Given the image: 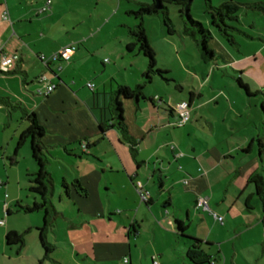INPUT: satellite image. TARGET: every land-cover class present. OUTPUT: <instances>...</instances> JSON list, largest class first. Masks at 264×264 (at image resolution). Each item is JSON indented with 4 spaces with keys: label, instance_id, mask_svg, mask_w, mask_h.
<instances>
[{
    "label": "crops",
    "instance_id": "0c3cea01",
    "mask_svg": "<svg viewBox=\"0 0 264 264\" xmlns=\"http://www.w3.org/2000/svg\"><path fill=\"white\" fill-rule=\"evenodd\" d=\"M65 1L51 0L50 8L39 13L45 0H0V40L5 52L19 55L11 70H0V131L6 135L0 140V193L9 202H21V209L43 207L36 196L32 204L28 201L37 170L25 146L29 139L15 149L34 113L43 128L46 195L57 192L60 209L54 207L55 213L64 219L57 224L63 234L54 237L70 248L71 258L80 254L96 264H151L156 256L159 264H192L187 252L194 249L208 260L199 264H264V204L252 180L261 178L264 187V59L258 51L242 54L221 47L216 52L209 46L212 55L202 53L201 59L214 60L221 72L213 64L190 66L171 52L166 64L144 30L156 66L168 72L167 79L156 73L147 79V58L132 35L113 36L108 22L93 25L90 13L69 19L72 2L86 7L93 2L69 0L71 7L64 10ZM5 8L11 23L1 18ZM69 44H76L69 60L45 65L36 56ZM88 81L94 83L92 90ZM48 84L56 86L45 94ZM120 85H142V97L118 94ZM115 99L121 103L125 132L116 123ZM182 100L189 103L190 118L177 127L175 106ZM136 180L149 192L147 202L139 200ZM198 196H206L224 216L222 224L196 207ZM9 202L0 206L4 241L7 232H17L22 241L14 244L16 252L31 264H43L45 251L27 250L32 244L41 249L40 232L33 233L38 222L26 225L27 239L9 215ZM177 221L199 241L183 237ZM46 230L44 240L50 244Z\"/></svg>",
    "mask_w": 264,
    "mask_h": 264
},
{
    "label": "rangeland",
    "instance_id": "374dc122",
    "mask_svg": "<svg viewBox=\"0 0 264 264\" xmlns=\"http://www.w3.org/2000/svg\"><path fill=\"white\" fill-rule=\"evenodd\" d=\"M226 1L235 2L239 6L236 11L237 20L225 17V23L232 27L227 28V34L220 32L217 27L210 22L211 16L208 12L212 10L210 6L218 7ZM92 2L93 5L91 7L83 6L80 1H78V3L72 2L71 9H73L74 12L73 10L71 13L69 12L68 18L73 20V18L80 17L81 15L86 16L90 13L92 15L93 25L100 24L101 21L103 24L108 22V31L111 30L113 36L118 37H125V35L131 36L130 31L135 29L138 23H142L161 62L168 64L171 58V52V54H173L172 56L176 55L179 59L188 60L190 66L196 62H200V65L206 64L208 67L213 64L214 69L218 72L224 71L214 65V60L206 57L204 62L201 59V54L203 53L201 46L191 35L184 32V27H189V23L185 11L180 12V8L183 7L181 4H177L172 0H165L163 2L165 6L162 10L163 12H142L138 14L136 12L141 4L147 3V5H149L152 3V0H92ZM263 2L264 0H191L189 4V14L192 19L201 22L203 27L210 31L211 38L208 39L207 45L208 47H213L216 52L219 51L221 47H226L234 52H240L242 54L255 53L258 51V57L264 59V13L261 9L256 7V3L264 6ZM61 6L64 10H67L68 7H71L70 1L66 0L62 2ZM71 22H69V24H71ZM84 27L85 25H81L79 28ZM163 38H165V41ZM196 38H199L198 33H196ZM228 39H232V41L230 42ZM114 45L118 44H113L111 47H114ZM123 48H125L124 45ZM165 49H167V51H165ZM173 59L175 58L173 57ZM217 61L218 64L223 62L221 57H218ZM172 73L176 75L177 69L173 68ZM228 90L225 91L227 94H234L233 90L230 92ZM240 92L243 93L242 90H240ZM260 95L264 99V92ZM2 134L3 132L0 131V140L6 138L4 137L6 135L3 136ZM25 146H28L27 152L29 156H31L29 141H27ZM55 186L58 188V184ZM27 191L31 195L30 198H28L29 203L32 204L33 196H36L40 205L43 206L41 211L27 212L21 209V202L18 205L15 204V202H9L10 198L5 196V192L0 193V206L5 202H9L11 210L9 215L13 222L16 223L19 231H23L27 238L29 234L28 232H24L26 225H28L29 222H38V226L40 227L43 224V214L46 209L44 205H46L49 210L50 218L46 234L51 250L46 254L48 258L43 261V264H96L80 254H73L71 258L70 248L67 247L61 239L56 241L54 235L57 234L61 236L63 234V231L60 232V230H58V221L64 222V219L56 214L54 209V207L60 209L57 192H54L52 197L48 193L45 199H43L38 193L30 189H27ZM45 200L47 201L46 203ZM25 201V198H23L22 203L25 204ZM0 215L4 217L1 212ZM53 229L54 232H52ZM33 231L34 234H38L39 232L37 228H34ZM3 236L4 235L0 233V264H31L28 262L29 258L26 257V255L16 252V246L14 244H12L14 246L5 244ZM37 240H39L38 235ZM27 250L29 254L44 255V248H42V246L41 249H39L38 245L32 244ZM112 264L122 263L121 261H116Z\"/></svg>",
    "mask_w": 264,
    "mask_h": 264
},
{
    "label": "trees",
    "instance_id": "16d2710c",
    "mask_svg": "<svg viewBox=\"0 0 264 264\" xmlns=\"http://www.w3.org/2000/svg\"><path fill=\"white\" fill-rule=\"evenodd\" d=\"M175 2L177 4H181L183 6L182 8H180V12L185 11V13L187 15L189 27L185 26L184 32L186 34L191 35L194 38V40L197 41V43L201 46L204 54L211 56L212 51L209 49V47L207 45L208 39L211 38L210 31L208 29H205L203 27V25L201 24V22L192 19V17L189 14V5L187 4V0H186V2L183 0H175ZM157 4L159 6H161L162 9L161 8L160 9L155 8L156 1L152 0V3L149 5L141 4L140 8L138 9V11L136 13H138V14H140L142 12H145V13H153V12L156 13L157 12L158 13V11H162L165 6L163 5V2H161L159 0H158ZM263 4H264V2H263ZM210 7L212 8L211 11H208L209 15L211 16L210 22L214 26H216L220 32L227 34V28H232V27L225 23V17H227L229 19L237 20L236 11L239 8L238 4L235 2H232V1H226V2L222 3L221 5H219L218 7H213V6H210ZM256 7L261 9L262 12L264 13V6L263 5L256 3ZM130 32H131V35L135 39V43L138 45L139 51H141L143 53V55L147 58V69L144 72L145 77L147 79H150L151 74L156 73V74L163 76V78H165L164 74L167 73V71L161 70L156 66L154 51L149 46V44L146 40V36H145V32H144V28L142 26V23H138L136 28L132 29ZM196 33L199 34V38H196ZM228 40L230 42L232 41V39H228ZM127 47H129V45ZM165 79H167V78H165ZM238 83L243 89H245L247 91V93L250 94V92L248 91L245 84H243L240 80H238ZM141 89H142V85H137L134 89H130L127 86L120 85L117 89V93L121 94L124 97H136L137 98V97H142ZM113 111L115 113V119H116V123H117L119 129L121 131L125 132L121 103L116 99L114 101ZM28 118L30 120V126L28 128H26L25 130H23L19 134V136L17 138L15 149H18L26 139H29L31 157L33 158V160L35 161L36 166H37V170H36L35 174L33 175L32 184L30 185L29 189L38 193L39 195H41V197L43 199H45L47 188L45 186L44 181H48V179H47L48 172L45 169V159H44V155L42 152V144H41V140H40V138L43 134V128L40 124H38L34 113H30L28 115ZM252 180L255 181L256 186H257L256 187L257 193L260 196V198L264 204V187L262 184V180H261V178H256V179L252 178ZM36 208H38V205H36V204H32L31 206L23 207V209H25V211H28V212H30ZM177 226H178V230H179L180 234L183 237L189 238L194 242L199 241L197 238H193V237H190V236L185 234L186 228H185V226L182 225L181 222L177 221ZM46 228H47V222L44 219L43 226L39 227V232H40L39 238L41 240V244L44 248L45 253L48 254V252L51 250V247L44 240L45 235H44L43 231H45ZM21 241H22V236H20L17 232L9 231L6 233L5 242L7 245L18 244V243H21ZM187 257L192 264H199V263H203V262L208 261L207 258L205 257V255H203L202 253H200L194 249L188 250Z\"/></svg>",
    "mask_w": 264,
    "mask_h": 264
},
{
    "label": "built area",
    "instance_id": "2783aa9c",
    "mask_svg": "<svg viewBox=\"0 0 264 264\" xmlns=\"http://www.w3.org/2000/svg\"><path fill=\"white\" fill-rule=\"evenodd\" d=\"M50 6H51V0H45L44 4L38 9V12L39 13L46 12L50 8ZM1 18L11 23L6 8L2 11ZM4 48H5V44L0 40V70L3 72H7L14 67V65L19 59V55L16 52H5ZM75 49H76V44H69L61 47L56 52L48 56L43 53H38L36 54V56L43 64L46 65L49 60H56V59L69 60ZM45 79H46L45 75L41 74L39 76V80L43 81ZM86 85L91 90L94 88V83L91 81H88ZM55 86H56L55 84L46 85L45 94H48L50 91H52L55 88ZM175 109L177 111V115L175 117V120L173 121V125L177 127H181L185 125L190 118L189 103L186 100L180 101L176 104ZM85 146L86 143L83 142L82 147ZM169 147L171 149H174L175 144L171 142L169 143ZM180 155H181L180 151L176 152V156H180ZM183 181L186 182V179H184ZM135 188L139 195V200L141 202H147L149 200V192L144 188L143 183L140 180L135 181ZM196 207L201 209L202 211L208 212L217 222L221 224L224 222V216L214 211L210 207L208 198L206 196L197 197ZM3 223L4 220L0 219V224ZM123 261L128 262V258L127 257L123 258ZM151 264H159L156 256H152ZM212 264H214V262H212Z\"/></svg>",
    "mask_w": 264,
    "mask_h": 264
},
{
    "label": "water",
    "instance_id": "95a60500",
    "mask_svg": "<svg viewBox=\"0 0 264 264\" xmlns=\"http://www.w3.org/2000/svg\"><path fill=\"white\" fill-rule=\"evenodd\" d=\"M156 1V5H155V8H161V6H159L157 3H158V0H155ZM172 1H175V0H172ZM190 1L191 0H187V4L189 5L190 4ZM186 10V9H185Z\"/></svg>",
    "mask_w": 264,
    "mask_h": 264
},
{
    "label": "flooded vegetation",
    "instance_id": "af4514ba",
    "mask_svg": "<svg viewBox=\"0 0 264 264\" xmlns=\"http://www.w3.org/2000/svg\"><path fill=\"white\" fill-rule=\"evenodd\" d=\"M159 1H161V2H164L165 0H159ZM183 1H185V2H186V0H183Z\"/></svg>",
    "mask_w": 264,
    "mask_h": 264
}]
</instances>
